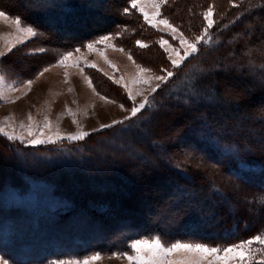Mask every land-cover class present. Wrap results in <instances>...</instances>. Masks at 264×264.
Here are the masks:
<instances>
[{
  "label": "trees",
  "instance_id": "obj_1",
  "mask_svg": "<svg viewBox=\"0 0 264 264\" xmlns=\"http://www.w3.org/2000/svg\"><path fill=\"white\" fill-rule=\"evenodd\" d=\"M130 2L0 0V11L68 52L125 26ZM225 25L208 50L158 91L156 110L135 119L131 132L123 131L133 135L127 149L105 151L104 141L118 140L116 133L102 132L77 145L74 161L34 169L33 176L51 185L58 198L56 208L45 210V220L38 221L44 211L29 214L3 206L0 196L1 256L13 264H47L116 253L137 237L231 244L264 233V151L257 150L264 149V0L241 6L232 24ZM249 74L259 84L241 87ZM226 75L241 77L239 86ZM185 116L189 121L179 127ZM172 119L177 121L172 124ZM138 138L147 145L139 147ZM15 150L0 139V168L11 171L0 176V185L25 182ZM188 154L217 169L221 179L179 172L175 163ZM150 162L151 175L132 174V169L151 167ZM32 222L37 233L27 236Z\"/></svg>",
  "mask_w": 264,
  "mask_h": 264
},
{
  "label": "rangeland",
  "instance_id": "obj_2",
  "mask_svg": "<svg viewBox=\"0 0 264 264\" xmlns=\"http://www.w3.org/2000/svg\"><path fill=\"white\" fill-rule=\"evenodd\" d=\"M252 3H254V0H167V3L162 4L159 8V16L155 15V9L147 7L146 11H148L149 17L153 19L154 23L161 19H167L169 23L176 28L177 36L179 33H183L185 38L192 41H194L195 36L201 35L203 28L207 26V21L204 20L202 15L203 12L209 7L213 8L212 19L214 24L209 29L211 43H198V51L185 59L179 67L175 68L168 59V53L165 52L158 41L164 39L168 41L165 47L171 45L172 47L180 48L179 39H173L171 29L163 24H158L157 28H153L151 25L145 23L141 14L136 9L131 8V2L128 9L129 14H126V16H128L126 25L108 35L111 36L112 39L108 42L109 46L107 47L102 44L99 45L98 48H94L90 51L87 48V44L77 48L80 50L78 53L75 52L76 49L62 52L53 45V41L49 40L46 35L34 27L37 35L32 37L24 36V42L17 43L11 51L7 50L4 40L0 39V51L4 52V55L0 56V69H2L3 74L6 76L8 85L7 87H0V126L4 124L7 118L11 117L12 119L5 128V131L10 133L15 131L17 135H20L22 134V130L19 128V125L21 123L28 124L29 121L27 118L28 115L31 114L33 119L39 122L41 126L45 118L50 120L52 129L58 126L61 136L73 135L81 130L90 133L89 136L79 141L61 139L57 143L39 145L29 144L27 141L32 139V137L27 136L26 133H24V143H21L20 140H10L3 134H0V139L5 141L7 145L16 149V159L23 162V173H21L25 179V182L22 183L15 182L14 184L8 182L5 185H0L2 205L4 204L7 207L12 206L20 209L24 208L25 211H29V214L44 211V217L38 216L40 218L38 221L41 222V218L45 220V210L56 208L53 206H58V198L53 196V187L51 185L40 182L39 179L35 178L37 174L34 169H37V167L44 163L49 165L54 163L68 164V162L74 161L73 152L78 149L79 146L77 145L87 142L94 135L102 132H109L110 134L116 133L117 135L113 137L118 140V142L104 141L101 146L105 148V151L108 150L111 153L119 154L123 147L127 149V147L130 146L127 143L132 141L133 135L132 137H128L129 134H125L123 131L128 130L131 132L132 129L135 128V119L139 118L145 112L156 110L158 103L156 96L158 91L172 81L175 78L176 72L186 66L201 50L205 48L208 50L211 47L218 33L226 29L227 26L225 24H232L235 14L240 11L241 6H247ZM5 15L8 16L9 19L7 21L0 19V37L9 34L16 35V28L15 25L12 24V21L18 17ZM22 26L30 25L22 21ZM137 41L143 42L147 47H139L136 43ZM111 45L123 48L124 51H118ZM101 49L104 50L103 56L99 54ZM170 50L171 48L169 51ZM68 53H73L72 60L67 62L68 66L55 67L60 59ZM129 54H131L132 60L128 58ZM179 55H183V51H180ZM105 57L107 61L115 65V68L111 67L109 63L105 61ZM77 62H79L78 66H76ZM90 64H94L96 67H89L88 65ZM137 65L148 68L151 71L138 73ZM45 68L50 70L45 72L43 76H40L39 73L44 71ZM161 69H167L174 73V75L168 79L167 83L152 79L149 84H133V80L138 75L145 79L156 75H166V72H162ZM212 72L213 70H207L209 74H213ZM105 73L107 75H105ZM86 77L92 81V85L95 87L96 92H93L92 88L88 86V82L85 79ZM120 77H123L122 81ZM211 77L214 80V76ZM225 78V80L231 82L235 87L239 86L237 81L241 77L237 79L226 75ZM30 79L33 83L29 90L25 85ZM243 79L244 83L241 84V87L245 86L249 88V86H256L259 84L258 79L255 78L253 74H249L247 77H243ZM125 84H127L128 89H131L135 95V101L129 99L127 89L123 86ZM157 84H159L157 91L152 93L150 90L151 87H155ZM16 88L19 90H9ZM136 93L141 94L136 95ZM101 96L113 102H106V100L101 99ZM145 97L148 98L150 104L138 112L135 117L125 119L131 116V107L134 105L139 106L144 102ZM8 100H14L15 103H9L7 102ZM121 105H123V109ZM261 107H264V105ZM68 109H71V112L75 114V119L78 124L73 123V115L69 113ZM116 120H123L124 123L117 124L111 128L100 129L102 124H111ZM176 121L175 119L171 120L172 124ZM180 121H182L181 124L177 123L179 127L189 120H187L185 116L180 119ZM50 134L51 131H45L44 136L47 137ZM145 140V138H138L135 142H138L137 145L142 147V145H147ZM41 149H44L46 154L41 153ZM257 150L264 151L262 148ZM20 151L27 152L22 153ZM81 152L82 150L77 151V153ZM159 152L163 154L164 150H159ZM50 153H53V155H50ZM147 154L149 153L147 152ZM116 157V160H120L121 158L119 155ZM123 158L127 159V156L125 155ZM179 159L180 161L177 159L175 164L179 172L184 175H188L189 173H201L202 176L205 177L216 178V180L221 179V173H219L217 169L212 168L197 156L188 154L179 157ZM82 164L81 162L80 165L82 166ZM151 164L150 162V165ZM0 166H2L1 163ZM112 167H115L113 163ZM140 169L141 168L132 169V174H135L133 170H137L138 174L145 173V175H151V169L153 168L151 165V167L147 166L145 170ZM8 171L7 169L4 170L0 168V176L4 175V173L9 175L11 171ZM112 171L114 174L115 170L112 169ZM129 173H131V171ZM222 178V181L225 182L224 176ZM234 185L235 184H233V186ZM149 197L154 198V196L148 194V198ZM236 201L243 207V202L238 201V197H236ZM25 215L28 214L26 213ZM36 224L37 222H32V226L27 228V236L36 235ZM44 228L45 227L41 226V229ZM257 235L264 236V233ZM257 235L238 240L234 243L254 239ZM163 240L166 243H201L207 246L217 247L229 245L190 240L176 241L168 240L167 238H163ZM252 247L255 251L264 246L254 244ZM125 250L126 247L122 251L112 254L99 253L103 259L99 261L98 264H129V261L126 259L115 258L117 253H122ZM91 255L93 254L82 258L70 259H86ZM0 257L3 256L0 255ZM257 259H259V256ZM63 260L69 259L55 260L47 264H58L59 261ZM7 261L8 264H13L11 261Z\"/></svg>",
  "mask_w": 264,
  "mask_h": 264
},
{
  "label": "snow or ice",
  "instance_id": "obj_3",
  "mask_svg": "<svg viewBox=\"0 0 264 264\" xmlns=\"http://www.w3.org/2000/svg\"><path fill=\"white\" fill-rule=\"evenodd\" d=\"M167 3V0H131V8L136 9L141 16L143 17L145 23L151 25L153 28H157L158 24H163L167 28L171 29V35L173 39H179L180 48L172 47L168 45V41L164 39H160L158 43L162 48H164L165 52L168 53V59L171 61L172 66L179 67L185 59L189 56L193 55L198 51L197 44L200 42L210 44L211 37L209 36V29L213 26L214 21L212 19L213 16V8L209 7L205 12H203V18L207 21V26L203 28L202 34L195 36L194 41L185 38L183 33H179L177 36V30L174 28L167 19H161L157 22H153V19L149 17L148 11H146L147 7H151L156 10L155 15L159 16V8L162 4ZM125 14H129L128 9H124ZM0 19L7 21L9 19L8 16L5 15L3 11H0ZM12 24L15 25L16 35H6L4 37H0V39L4 40L5 47L8 51H11L13 47L17 43L24 42V36L32 37L36 36L37 32L33 27L30 26H22V21L19 18H16L12 21ZM23 34V35H22ZM112 37L108 35L102 36L99 40L94 41L93 43H89L87 48L91 51L94 48H98L99 45H105V47L109 46L108 42L111 41ZM137 45L141 48L147 47L141 41L136 42ZM118 51H124L123 48H118L115 45H111ZM171 50L169 51V49ZM79 49H76L75 52H79ZM103 49L99 51V54L103 56ZM180 51H183V55H179ZM4 52L0 51V56H3ZM73 53H68L63 56L58 64L55 67H67L68 61L72 60ZM175 57V58H174ZM128 58L132 60L131 54L128 55ZM105 61L109 63V65L115 68V65H112L110 61H107L105 57ZM79 62H77L78 66ZM89 67H96L94 64L88 65ZM138 73H146L151 70L148 68L141 67L137 65ZM50 69L45 68L44 71L40 72L39 75L43 76L45 72ZM82 71V69H81ZM162 72H166V75H156L154 77H149L147 79L138 75L134 80L133 84L143 83L149 84L152 79L167 83L168 79L171 78L174 73L167 69H161ZM105 75H107L105 73ZM88 82V86L92 88L93 92H96L95 87L92 85V81L85 78ZM120 80H123V77H120ZM120 82V81H117ZM33 81L30 79L27 81L25 87L27 89H31ZM7 78L3 74L2 69H0V87H7ZM127 89L129 99L135 101V95L133 94L131 89H128L127 84L123 85ZM159 87L157 84L155 87H151V92L155 93ZM11 90H19L9 89ZM98 94V93H97ZM141 93H136V95H140ZM102 100H106V102H113L107 100L106 97L101 96ZM9 103H15L14 100H8ZM150 104V101L147 97L144 98V102L139 106L131 107V116L126 117L125 119H131L135 117L138 112L144 109L147 105ZM123 109V105H121ZM69 113L73 115V123H77L75 119V114L71 112V109H68ZM11 117L7 118L2 126H0V134H3L10 140H20L21 143H24V133L27 136L32 137V139L27 142L31 145H39V144H53L57 143L61 139H67L69 141H79L89 136L90 133L84 131H78L73 135L61 136L58 126L55 129H52V123L50 120L45 118L42 123V126L39 122H36L31 114L28 115V124L21 123L19 128L22 130V134L17 135L15 131L8 132L5 131V128L11 121ZM123 120L113 121L111 124H102L100 129L111 128L117 124H123ZM79 127V125H78ZM45 131H51V134L47 137L44 136ZM258 244L264 246V236L257 235L254 239H248L246 241H241L239 243H232L224 247L217 246H207L201 243H166L162 237H148V238H134L129 244L126 245V250L122 253H117L115 258L117 259H126L129 261V264H264V247L258 248L255 251L253 250V245ZM259 256V259L257 257ZM103 257L97 253L93 254L86 259H69L59 261L58 264H98ZM0 264H8L6 257H0Z\"/></svg>",
  "mask_w": 264,
  "mask_h": 264
}]
</instances>
